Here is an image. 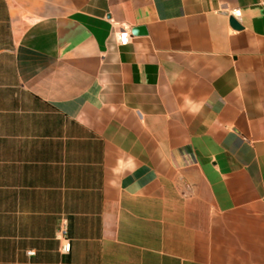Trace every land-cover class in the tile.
Returning a JSON list of instances; mask_svg holds the SVG:
<instances>
[{
  "label": "crops",
  "instance_id": "obj_1",
  "mask_svg": "<svg viewBox=\"0 0 264 264\" xmlns=\"http://www.w3.org/2000/svg\"><path fill=\"white\" fill-rule=\"evenodd\" d=\"M0 264H264V0H0Z\"/></svg>",
  "mask_w": 264,
  "mask_h": 264
},
{
  "label": "built area",
  "instance_id": "obj_2",
  "mask_svg": "<svg viewBox=\"0 0 264 264\" xmlns=\"http://www.w3.org/2000/svg\"><path fill=\"white\" fill-rule=\"evenodd\" d=\"M129 33L130 31L128 26H123L121 32L119 33V41L121 44H126L128 42L130 36ZM70 247H71L70 241L68 239H65V242L63 244V250L65 252H69Z\"/></svg>",
  "mask_w": 264,
  "mask_h": 264
},
{
  "label": "water",
  "instance_id": "obj_3",
  "mask_svg": "<svg viewBox=\"0 0 264 264\" xmlns=\"http://www.w3.org/2000/svg\"><path fill=\"white\" fill-rule=\"evenodd\" d=\"M231 24L235 28L241 27V25L238 23V21L234 17H231ZM145 32H146V28L144 26H137V27L133 28V33H145Z\"/></svg>",
  "mask_w": 264,
  "mask_h": 264
}]
</instances>
